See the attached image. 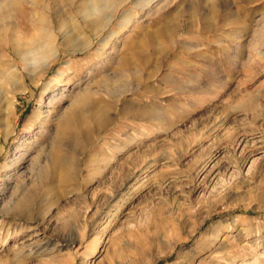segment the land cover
I'll use <instances>...</instances> for the list:
<instances>
[{
  "label": "rangeland",
  "instance_id": "obj_1",
  "mask_svg": "<svg viewBox=\"0 0 264 264\" xmlns=\"http://www.w3.org/2000/svg\"><path fill=\"white\" fill-rule=\"evenodd\" d=\"M83 1L0 0V264H209L218 222L233 254L264 264V0H127L97 35ZM48 33L57 59L23 70L16 46ZM85 98L112 122L60 149ZM54 154L77 161L72 182L47 177Z\"/></svg>",
  "mask_w": 264,
  "mask_h": 264
},
{
  "label": "bare ground",
  "instance_id": "obj_2",
  "mask_svg": "<svg viewBox=\"0 0 264 264\" xmlns=\"http://www.w3.org/2000/svg\"><path fill=\"white\" fill-rule=\"evenodd\" d=\"M126 1L127 0H90V1L84 0L81 3V6L78 4L79 8L81 7L80 12L82 13L83 16V24L91 32L97 35V33L102 31L105 27L107 28V26L112 23L114 19L115 10L117 11L119 7H121ZM151 1L153 0H150V2ZM34 4L32 6H34ZM109 10H112L113 13L109 14L108 12ZM129 17L130 15L126 14L124 16L123 22L127 23L129 21ZM40 20L41 19H39V21L37 20L38 23L40 24L43 23V21ZM170 30H166V33H169ZM115 32L112 33V35L110 36V38H108V40L104 41V44H107L109 41L113 39L114 35L116 34ZM54 40L55 37H53L52 34L48 33V35H46L45 37V41L39 45L36 44L32 49H26L25 47H23L22 49L20 46H16L17 47L16 54L21 59V62L24 66L23 70L30 68L32 64L30 62H33V60L35 61L37 60L38 62H44L45 66L49 67L51 63L54 62L59 56L61 49L60 45L55 44ZM70 42H73V40L72 41L70 40ZM65 75H66L65 71L59 73L60 77H64ZM3 76L4 78H6L8 83L12 85L14 84L11 93L15 94L19 91H23V88L19 84L21 78L17 74V70L13 71V73L4 71ZM62 98H63L62 95L54 94L50 99V104H55L59 102ZM78 105H79L78 108L76 107L70 110V112H68L65 115V118L60 121L58 128L59 136L57 140V147H59L60 149L66 147L68 149H74V150H78L79 152H82L84 149H86L88 145L91 144L95 135H97L103 129H106L112 122V118L109 115L108 112L109 108L107 105L102 106L99 103L93 102L87 98L81 99ZM36 118L37 115L35 113L32 117V120L35 121L34 119ZM26 156H27L26 152L24 150L21 151L17 158L16 163L19 164L22 161H24ZM113 158H114L113 156L108 157L106 162L110 164ZM77 170H78V165H77V161H75L74 158L68 156L60 157L54 154V156L50 160L49 174L47 175V177L50 178L52 177L53 179H60V181L63 184H68L72 182V180L74 179ZM34 206H36L35 203L27 199L26 201L24 200L23 202L19 203L18 206L16 207L18 216L20 217L31 216ZM222 224H223L222 222L214 223V225L207 228V230L204 232V235L209 236L207 238H210L209 242L207 243L208 247L211 248L215 247L213 253L211 254L212 260H207V261H211L209 264H256V259H257L256 257L258 255H256V257L252 261L247 263L240 256L236 255L235 253L233 254L232 251L228 249V246H230V243L229 245L227 244L228 242H230L229 240H227L228 238H226V241L228 242L226 243L225 241L226 244L225 243L223 244L224 240L222 241L220 237V233L223 228ZM232 224L233 225L231 226V228H229V231L234 230L236 226V221H233ZM219 241L220 243H218ZM204 245L205 244H203L202 246ZM141 249H139L140 253L143 250ZM139 252L137 251V253ZM188 254H187L188 255L187 258L189 257L188 263H190L191 261L194 262L197 252L193 253L190 250Z\"/></svg>",
  "mask_w": 264,
  "mask_h": 264
}]
</instances>
